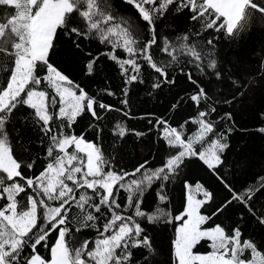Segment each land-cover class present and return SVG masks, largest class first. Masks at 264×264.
Masks as SVG:
<instances>
[{
	"label": "snow or ice",
	"instance_id": "obj_1",
	"mask_svg": "<svg viewBox=\"0 0 264 264\" xmlns=\"http://www.w3.org/2000/svg\"><path fill=\"white\" fill-rule=\"evenodd\" d=\"M249 8L264 16V6L253 0H0V264H160L153 234L169 227L170 264H264V250L242 239L239 226L231 234L219 224L206 227L233 204L264 226V212L254 211L264 201V176L236 189L226 171L247 166L227 157L231 109L264 91V60L256 72L241 73L238 60L220 58L222 43L237 41L244 32ZM179 15L188 29L165 34L169 18ZM61 37L83 55L86 75L104 71L102 58L117 66L125 107L133 85L150 83L149 95L171 90L179 76L193 85L180 97L192 103V116L176 126L163 117L148 121L149 132L158 134L154 144L164 148L158 166L145 159L126 170L118 149L129 130L121 122L114 124L105 148L104 113L121 109L90 95L54 66ZM85 41L104 50L85 52ZM85 115L94 140L75 133ZM29 130L36 141L25 140ZM258 132L264 134V127ZM37 142L42 155L39 148L32 150ZM193 159L229 196L212 215L203 214L213 193L184 180L186 205L173 215L167 189ZM153 189L156 204L145 209ZM86 231L94 235L85 237ZM202 242L210 251H198Z\"/></svg>",
	"mask_w": 264,
	"mask_h": 264
},
{
	"label": "trees",
	"instance_id": "obj_2",
	"mask_svg": "<svg viewBox=\"0 0 264 264\" xmlns=\"http://www.w3.org/2000/svg\"><path fill=\"white\" fill-rule=\"evenodd\" d=\"M167 23L171 26L165 34L174 32L182 33L188 29V21L185 16L170 17ZM85 52L91 51L93 55H97L104 50L102 45L97 42H84ZM220 58L225 61H239L236 68L241 73H253L259 67L260 61L264 60V19L258 12H254L250 24L241 33L237 41L223 42L220 47ZM51 62L61 72L80 84L90 95L97 96L103 102L110 104L113 108L121 109V111H112L104 113L107 117L103 124L105 148L112 143L111 130L116 122L126 125L129 130L128 135L124 138L118 149V159L121 160L126 170L131 171L132 167L138 163H142L145 159L149 160L151 166H158L162 162L164 154L163 145L154 144L157 138L155 129L149 132L152 127L148 121L153 122L158 118L169 119L173 126H176L188 117L192 116L195 109L192 103L180 100L186 92H189L193 85L189 84L183 76L174 72L179 76L178 83L171 90L164 88L161 92H155L149 95L150 83L133 85L130 89L129 104L127 107L120 103L125 99L122 95V80L118 72L117 66L102 58L101 66L104 71L100 75L88 76L85 73V61L82 54H77L76 50L70 46L66 37H61L60 42L56 45V54L52 56ZM43 74V70H41ZM105 90L115 93L108 96ZM179 101L176 109H172V105ZM127 111L129 115L125 117L123 112ZM224 111V109H221ZM234 123L225 125V128L231 126L232 133L228 137L230 148L227 150V157L231 161H247V166L232 172L227 171L228 179L236 189H242L250 183L256 182L257 178L264 176V134L258 132V128L264 127V91H258L253 100H249L243 105H236L231 109ZM92 123L91 118L85 115L78 119L74 126L75 133L80 135L84 133L86 139L94 140V132L89 128ZM189 130L194 131L195 126L190 125ZM221 130H224L223 128ZM135 132H147L144 137H137ZM32 137L37 140L35 133L31 130L25 133V140ZM39 148L38 142L33 144L32 150L35 153ZM159 149V150H158ZM41 155L43 149L39 148ZM155 156V159L152 157ZM183 168L181 179L177 180L167 189L169 195V208L173 215L181 214L186 205L187 190L184 187V180L195 186L196 183L202 184L206 189L213 193V200L206 204L202 209V213L212 215V213L228 198L229 193L217 178L198 160H189ZM40 164L32 171L40 170ZM124 193H121V201H123ZM155 190H150L146 194L143 207L151 209L156 204ZM254 211L257 215L264 212V201H258ZM241 213L243 219H241ZM219 224L231 234V230L237 226L241 228L243 233L242 239H251L264 250V226L260 225L255 217L242 206L233 204L221 215L213 217L207 226ZM94 233L86 231L85 237L93 236ZM154 245L160 253L158 259L160 264H170L169 249L173 238V229L171 227L165 230H158L154 234ZM55 236L53 235L52 241ZM41 253L47 256V250L40 249ZM198 251L205 253L210 251L207 242H202L198 246Z\"/></svg>",
	"mask_w": 264,
	"mask_h": 264
},
{
	"label": "rangeland",
	"instance_id": "obj_3",
	"mask_svg": "<svg viewBox=\"0 0 264 264\" xmlns=\"http://www.w3.org/2000/svg\"><path fill=\"white\" fill-rule=\"evenodd\" d=\"M253 2L254 3H257V4H259V5H261V6H264V0H253ZM255 12V10H253V9H250V14L253 16V13ZM263 17V19H264V16H262ZM194 188V187H193ZM197 198H202V197H200V196H197Z\"/></svg>",
	"mask_w": 264,
	"mask_h": 264
},
{
	"label": "crops",
	"instance_id": "obj_4",
	"mask_svg": "<svg viewBox=\"0 0 264 264\" xmlns=\"http://www.w3.org/2000/svg\"><path fill=\"white\" fill-rule=\"evenodd\" d=\"M250 9H251V8L247 9V14H248V17H249L248 21H247L246 23L242 22V23H244V29L247 28V27L249 26L250 21H251V19H252V15L250 14Z\"/></svg>",
	"mask_w": 264,
	"mask_h": 264
}]
</instances>
